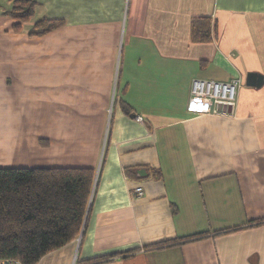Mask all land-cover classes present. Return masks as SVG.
Returning a JSON list of instances; mask_svg holds the SVG:
<instances>
[{
    "label": "crops",
    "instance_id": "obj_1",
    "mask_svg": "<svg viewBox=\"0 0 264 264\" xmlns=\"http://www.w3.org/2000/svg\"><path fill=\"white\" fill-rule=\"evenodd\" d=\"M34 1L15 29L0 0V167L96 173L83 233L35 264H264V0ZM235 77L232 113L187 110L193 78Z\"/></svg>",
    "mask_w": 264,
    "mask_h": 264
},
{
    "label": "trees",
    "instance_id": "obj_2",
    "mask_svg": "<svg viewBox=\"0 0 264 264\" xmlns=\"http://www.w3.org/2000/svg\"><path fill=\"white\" fill-rule=\"evenodd\" d=\"M36 1L12 0L5 14L16 22L33 14ZM64 24L61 18H44L35 23L42 34ZM193 41L211 40L210 18H191ZM121 107L130 113L132 107L122 100ZM95 170L87 167H0V258H17L22 264H35L46 253L56 250L81 235L86 227ZM205 232L185 236L191 241ZM174 241V240H173ZM172 240L153 243L159 247ZM137 251L131 248L98 255L88 261L101 263Z\"/></svg>",
    "mask_w": 264,
    "mask_h": 264
},
{
    "label": "built area",
    "instance_id": "obj_3",
    "mask_svg": "<svg viewBox=\"0 0 264 264\" xmlns=\"http://www.w3.org/2000/svg\"><path fill=\"white\" fill-rule=\"evenodd\" d=\"M240 78L235 77L227 81L193 78L190 84L187 110L195 114H230L236 105V97ZM229 110V111H228ZM139 122L141 115H135ZM134 194H143L140 185L135 186ZM0 264H22L17 258H0Z\"/></svg>",
    "mask_w": 264,
    "mask_h": 264
},
{
    "label": "water",
    "instance_id": "obj_4",
    "mask_svg": "<svg viewBox=\"0 0 264 264\" xmlns=\"http://www.w3.org/2000/svg\"><path fill=\"white\" fill-rule=\"evenodd\" d=\"M256 77L257 76L255 74H251V73L248 74V76H247V84H249V85H255V86L260 85V83L262 81L261 80L262 78L258 76L259 80H255ZM258 81H259V83H258Z\"/></svg>",
    "mask_w": 264,
    "mask_h": 264
},
{
    "label": "rangeland",
    "instance_id": "obj_5",
    "mask_svg": "<svg viewBox=\"0 0 264 264\" xmlns=\"http://www.w3.org/2000/svg\"><path fill=\"white\" fill-rule=\"evenodd\" d=\"M165 263H166V260H165ZM167 264V263H166ZM171 264H176V261H172V263Z\"/></svg>",
    "mask_w": 264,
    "mask_h": 264
}]
</instances>
